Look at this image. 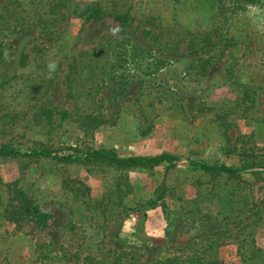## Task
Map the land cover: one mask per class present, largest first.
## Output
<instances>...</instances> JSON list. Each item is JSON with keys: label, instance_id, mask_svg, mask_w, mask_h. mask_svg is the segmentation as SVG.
I'll return each instance as SVG.
<instances>
[{"label": "rangeland", "instance_id": "rangeland-1", "mask_svg": "<svg viewBox=\"0 0 264 264\" xmlns=\"http://www.w3.org/2000/svg\"><path fill=\"white\" fill-rule=\"evenodd\" d=\"M100 1L113 13L128 10L130 24L113 14L88 22L72 15L58 21V38H47L0 3V146L167 152L177 165L0 157V264H264V176L211 177L192 164L241 166L247 154L264 161V0L233 15L218 0ZM107 41L120 50L137 45V57L159 62L125 63L93 100L77 105L67 86L72 56ZM57 61L46 88L48 65ZM244 84L257 97L247 114ZM37 100L72 115L52 130L29 127L26 112ZM87 113L105 120L88 136ZM234 188L232 211L223 199ZM39 211L50 217L37 221ZM121 252L128 256L115 263Z\"/></svg>", "mask_w": 264, "mask_h": 264}, {"label": "trees", "instance_id": "trees-1", "mask_svg": "<svg viewBox=\"0 0 264 264\" xmlns=\"http://www.w3.org/2000/svg\"><path fill=\"white\" fill-rule=\"evenodd\" d=\"M261 0H218L220 11L231 10V14L235 11H244L248 5L257 4ZM2 7L5 11L13 16L17 21L26 23L35 27H39L47 38H58L59 32L57 23L63 18L72 15L81 17L84 22L92 19H102L106 15L113 14V16L120 21L121 26L130 24L132 16L128 10L113 11L108 9L100 0L92 2H80L76 0H0ZM116 3V2H113ZM67 10V12L65 11ZM197 38H191L190 46L193 51H197L200 47ZM220 39L213 42L216 46L219 44ZM134 46L118 48L117 41H107L99 44L91 50L81 51L79 54L72 56L70 63V72L67 76V86L69 95L75 99L78 105V100L84 98L85 100H93L98 91H100L107 80L113 79L119 73L120 68L125 67V63L134 64L137 61H146L147 68L150 65L159 62L155 57H137ZM151 58V60H150ZM28 54L22 53L21 62L27 63ZM121 62L120 64H117ZM61 61H57L48 65L49 72L47 77L44 78V85L49 88L53 84V80L58 74L61 67ZM117 72V73H116ZM231 76L233 71L230 67ZM114 74V75H112ZM243 97L242 103L244 104V113L250 112L257 103L256 92L249 84L242 85ZM31 107V109H30ZM26 112L27 117L26 125L29 127L40 126L42 128L55 129L61 126L67 118L71 117V113L65 110H60L51 103L37 100L30 106ZM12 121L15 122L16 115L8 114ZM105 120L100 115H92L87 113L84 115V120L81 122L82 130L86 136L93 135L96 130ZM220 125L224 129V134L227 135L228 122L224 119L220 121ZM252 155V154H251ZM247 154L241 166H228L224 163L207 162V161H193L192 164L195 168L203 171L211 177L227 176L231 179H241L245 172H252L256 175L264 176V161L258 160ZM28 156L33 159H40L42 157L56 158L57 160L66 163H105L116 167L117 169H125L129 167H153L155 165H165L166 167H175L177 165L178 156L163 152L156 155H126L121 156L114 149L99 148L94 149L87 147L86 149H79L68 152L60 153L58 149L50 146L40 145L27 149H21L10 143H3L0 146V157H22ZM30 200V199H28ZM226 204L232 211L236 209L238 202V194L235 188L224 194ZM231 218L242 221L243 217H234L232 213L226 215ZM239 216V215H238ZM50 217L45 212H37L36 218L39 222H45ZM128 252L119 253L114 259L115 263H120ZM154 264H169L167 262H156Z\"/></svg>", "mask_w": 264, "mask_h": 264}]
</instances>
